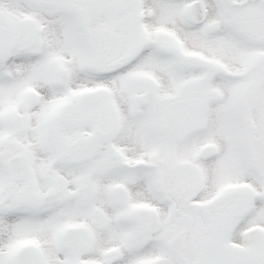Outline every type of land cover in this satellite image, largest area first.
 Returning a JSON list of instances; mask_svg holds the SVG:
<instances>
[{
	"label": "snow or ice",
	"instance_id": "6c2138e0",
	"mask_svg": "<svg viewBox=\"0 0 264 264\" xmlns=\"http://www.w3.org/2000/svg\"><path fill=\"white\" fill-rule=\"evenodd\" d=\"M0 264H264V0H0Z\"/></svg>",
	"mask_w": 264,
	"mask_h": 264
}]
</instances>
